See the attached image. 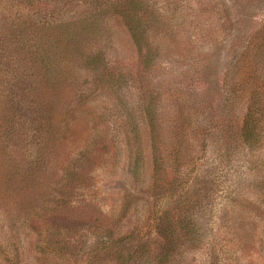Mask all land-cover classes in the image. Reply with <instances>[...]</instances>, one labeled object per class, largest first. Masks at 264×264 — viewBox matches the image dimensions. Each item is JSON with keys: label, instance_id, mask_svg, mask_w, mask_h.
<instances>
[{"label": "rangeland", "instance_id": "374dc122", "mask_svg": "<svg viewBox=\"0 0 264 264\" xmlns=\"http://www.w3.org/2000/svg\"><path fill=\"white\" fill-rule=\"evenodd\" d=\"M88 2L0 0V39L18 36L20 25L63 21ZM152 6L166 32L151 31L150 47L139 52L126 27L108 17V35L84 42L89 63L72 60L61 91L48 98L22 92V103L8 107L11 159L0 158V173L10 165L21 191L0 189V264H60L44 253L59 239L68 243L61 264H264V138L245 141L248 104L235 96L246 79L264 80V53L250 48L264 26V0ZM207 24L214 36L205 46L198 31ZM248 48L249 62L237 68ZM148 50L151 66L142 60ZM91 52L104 55L100 71ZM43 137L53 143L37 164ZM19 172L33 184L25 187ZM169 210L181 238L159 232ZM35 212L41 227L24 217Z\"/></svg>", "mask_w": 264, "mask_h": 264}, {"label": "trees", "instance_id": "16d2710c", "mask_svg": "<svg viewBox=\"0 0 264 264\" xmlns=\"http://www.w3.org/2000/svg\"><path fill=\"white\" fill-rule=\"evenodd\" d=\"M60 1H65L64 5H68L71 2H78L81 0ZM86 1L88 2L89 0ZM121 3H125V6H122ZM152 5L153 0H119L111 6L107 4V1L91 0L88 2V6L85 11L73 12L63 21L53 24L46 21L38 22L37 25L35 23L29 25L26 30L20 25L17 28L18 36H12V34H10V38L7 39L8 36L5 34L4 39H0V44L3 48L0 53V63H2L0 64V146L5 149H0V152L3 151L0 155L2 160L9 164L8 160L11 159V156H9V152H11L9 148L10 144H8V141H10V129L5 127L6 111L9 106L13 107L15 104L22 103V92H28L29 94L25 93L28 96L42 95V97L47 96L48 98L49 96L51 97L61 91L63 80L66 79L68 75V65L73 63L72 60H82L84 65L89 63V59L86 58L84 53V42L87 39H98L103 41L105 36L108 35V17L113 18L117 25L122 23L126 27V30L131 34L132 38L136 42L139 52L143 50V46L150 47L149 38L151 36V31H153L154 34H162L166 32V28H161L159 12L154 10ZM112 8H114L113 12L108 14L109 9ZM35 9L39 12L41 8L37 6ZM176 20L179 21L180 19L176 17ZM223 25H227L224 24V20ZM209 26L210 25L207 24L205 27L206 29H200V32L198 31L202 45L205 46L207 44L210 45L213 42L214 33H212L210 29L211 26ZM162 29L165 31L163 32ZM6 31L9 32L8 27H6ZM257 32L259 37H255ZM30 34L38 36L37 38L32 36L31 39ZM180 42L182 43L183 40ZM250 43L251 49L264 53L263 25H261V27L258 28V31L254 33ZM185 45H188V47L192 46V41L186 39ZM214 47L215 45L210 47L209 54L214 52ZM172 48L173 47L168 45L167 42V49L172 53V56H175L176 54L171 50ZM250 48H248L246 53L242 56L241 62H239L238 65L236 64L237 68H240L245 65V63L249 62L247 61V58H250L253 53ZM189 50L195 51L191 48H189ZM256 55L257 54H255L254 57ZM153 56V51L148 50L146 56H142L143 63L151 66ZM88 57L94 60L97 71H100L103 65V53L101 52V55H96V52H91ZM63 70L66 77H64L65 74L63 73ZM246 80L248 81L243 83V88L245 90L242 89L238 92L240 95L235 96L238 99L240 98V100L245 99V103L248 104V112L243 125V136L249 145H253L252 143L254 141H261L264 138V128L259 125V116L261 117L264 115V80L261 82L260 78L257 76L253 79ZM201 83L202 82L199 83L200 86H198V88L202 87L203 84ZM225 84L227 85V82ZM244 92L247 93V97L243 96ZM210 95L212 96V91ZM176 100L180 102L181 97L176 98ZM33 102L36 107L41 110H45L46 108L48 110L51 109V107H47V105H42L38 100ZM213 102H215V100L211 99V104ZM204 106H207L206 102ZM182 109L184 108L182 107ZM51 112H53V110L48 111L49 114H51ZM48 117L47 121L49 122L51 116ZM64 132L67 134L66 130ZM151 134L154 137L152 145H158L159 141L157 140L155 126L151 127ZM41 142L42 144H40L37 150V156L34 157V161L37 164L43 162L46 158L45 153L51 151L49 145L52 141L47 144L48 141L43 137ZM9 167L10 165L7 166V169L3 172V174L0 173V189L8 192H11L12 190L21 191V187L16 186V183H13L12 180L13 175L17 174L11 167L10 171L7 172ZM19 175L21 180L24 182L25 187L33 184V181L31 180L32 175L30 173L19 172ZM1 178L4 179L3 183L1 182ZM167 185L168 187L172 186L173 181L167 183ZM262 185L261 189H264V184ZM172 213L173 212L171 210L163 213L157 226L159 232L170 240L172 237H179V235L181 238V231H183L182 228H180L181 230H177L175 228L177 226L179 229V226L175 222L176 220ZM24 217L28 223L33 222V226L37 224L41 227L44 224L43 216L36 214V212L31 215H24ZM51 241H53V244L48 247L47 251L44 253L51 254L53 259L61 264L59 261L61 259L59 258L64 255V249H67L66 247L68 243L61 239ZM172 248L174 249V247H171L167 250V258L175 254L174 251L170 252Z\"/></svg>", "mask_w": 264, "mask_h": 264}]
</instances>
